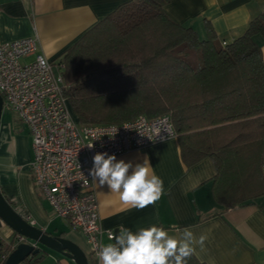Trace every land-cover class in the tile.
Masks as SVG:
<instances>
[{"label":"trees","instance_id":"1","mask_svg":"<svg viewBox=\"0 0 264 264\" xmlns=\"http://www.w3.org/2000/svg\"><path fill=\"white\" fill-rule=\"evenodd\" d=\"M169 2L128 1L88 31L59 60L65 63L64 92L82 125L167 114L183 162L211 157L215 199L230 208L253 198L238 189L248 164L260 167L264 157V58L256 40L264 38V14L224 44L209 24L201 39L176 23L164 12ZM188 264L205 263L193 254Z\"/></svg>","mask_w":264,"mask_h":264},{"label":"crops","instance_id":"2","mask_svg":"<svg viewBox=\"0 0 264 264\" xmlns=\"http://www.w3.org/2000/svg\"><path fill=\"white\" fill-rule=\"evenodd\" d=\"M131 0H0V45L26 37L38 38L37 54L50 62L58 61L88 31ZM164 12L176 23L191 27L201 39L208 37L211 25L221 42L242 36L252 19L264 14V0H170ZM264 58V38L257 36ZM35 55L28 59L33 60ZM29 60V61H30ZM18 119V117H17ZM20 120V119H19ZM22 122V121H21ZM10 119L0 128V187L20 214L47 233L59 235L78 244L90 264H100L85 234L58 217L38 193L31 173L34 160L33 141L26 126ZM147 158L156 175L164 182L163 194L143 209L121 202L118 193L94 181L98 197L102 243H114L107 232L119 234V226L134 233L155 224L169 235L179 236L189 228L198 240L206 237L203 248L193 244L194 255L205 264H264V180L262 166L249 165L247 179L239 193H253L249 201L230 208L220 205L214 195L217 169L211 157L188 166L183 162L178 138L151 143L117 156L133 165ZM256 174L259 180H256ZM15 232L3 225L0 236L13 240ZM9 247V245H8ZM11 247V246H10ZM12 249V248H11ZM50 264H76L49 250Z\"/></svg>","mask_w":264,"mask_h":264},{"label":"built area","instance_id":"3","mask_svg":"<svg viewBox=\"0 0 264 264\" xmlns=\"http://www.w3.org/2000/svg\"><path fill=\"white\" fill-rule=\"evenodd\" d=\"M37 41V37H26L0 45V94L4 106L26 124L32 137L34 160L30 169L37 194L58 217L85 234L93 254L98 256L104 230L94 180L89 176L94 155L107 152L117 157L175 138L177 133L167 114L156 118L140 115L120 124L78 123L64 92L65 63L50 62L45 55L37 54ZM33 55V60H27ZM90 144L92 148L87 146ZM107 234L114 237L112 231ZM22 242L30 240L16 234L13 247ZM9 253L1 252L0 264Z\"/></svg>","mask_w":264,"mask_h":264},{"label":"clouds","instance_id":"4","mask_svg":"<svg viewBox=\"0 0 264 264\" xmlns=\"http://www.w3.org/2000/svg\"><path fill=\"white\" fill-rule=\"evenodd\" d=\"M92 148L93 145H87ZM92 180L107 185L110 192L118 193L122 203L143 209L156 203L163 194V180L155 174L147 158L133 165L131 161L117 160L115 154L97 152L89 169ZM114 243H101L98 248L100 264H188L199 243L203 248L206 237L197 240L189 228L177 236L153 224L137 232L119 226V234L111 237Z\"/></svg>","mask_w":264,"mask_h":264},{"label":"water","instance_id":"5","mask_svg":"<svg viewBox=\"0 0 264 264\" xmlns=\"http://www.w3.org/2000/svg\"><path fill=\"white\" fill-rule=\"evenodd\" d=\"M4 105V97L0 94V128ZM3 194L0 187V229L6 225L15 232V235H21L30 240V242L18 243L13 247L14 239L7 241L5 237L0 236V254L2 250L8 248V245L12 248L4 264H23L28 259L40 254L45 258L46 255H50L49 250L74 261L76 264H90L88 255L78 244L66 237L47 233L42 228L33 225L13 207Z\"/></svg>","mask_w":264,"mask_h":264},{"label":"rangeland","instance_id":"6","mask_svg":"<svg viewBox=\"0 0 264 264\" xmlns=\"http://www.w3.org/2000/svg\"><path fill=\"white\" fill-rule=\"evenodd\" d=\"M30 60V59H27ZM3 115H2V121L5 119H10L13 123H18L19 126L23 127V129L26 131V124L21 122V120L17 119L16 113H14L9 107L3 106ZM23 130V132H24ZM52 262V259L46 255V257L39 263V264H50Z\"/></svg>","mask_w":264,"mask_h":264},{"label":"flooded vegetation","instance_id":"7","mask_svg":"<svg viewBox=\"0 0 264 264\" xmlns=\"http://www.w3.org/2000/svg\"><path fill=\"white\" fill-rule=\"evenodd\" d=\"M13 239L15 240L16 239V235L14 234V237H13ZM13 245V244H12ZM3 251V250H2ZM7 251V250H6Z\"/></svg>","mask_w":264,"mask_h":264}]
</instances>
